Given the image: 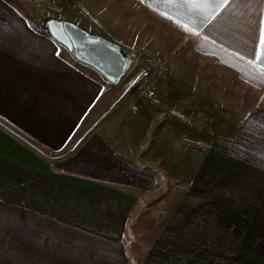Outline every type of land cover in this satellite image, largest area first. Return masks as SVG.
<instances>
[{
  "label": "crops",
  "instance_id": "obj_1",
  "mask_svg": "<svg viewBox=\"0 0 264 264\" xmlns=\"http://www.w3.org/2000/svg\"><path fill=\"white\" fill-rule=\"evenodd\" d=\"M35 3L0 0V168L25 177L17 181L32 199L18 207L74 238L71 252L56 254L58 264H264V69L249 63L264 0H232L215 18L175 0L43 3L47 15L65 16L47 22L72 24L151 60L153 73L147 68L141 78L153 76L148 89L172 121L193 113L189 126L201 134L187 142L201 146L190 148L186 185L166 188L132 166L124 138H86L91 128L82 134L115 87L77 63L46 26L37 29ZM203 16L211 22L193 24ZM185 23L199 35L182 30ZM31 146L54 159L75 149L72 158L90 167L54 171L50 162L71 155L50 161ZM144 158L140 152L134 160ZM46 255L37 264H48Z\"/></svg>",
  "mask_w": 264,
  "mask_h": 264
},
{
  "label": "rangeland",
  "instance_id": "obj_2",
  "mask_svg": "<svg viewBox=\"0 0 264 264\" xmlns=\"http://www.w3.org/2000/svg\"><path fill=\"white\" fill-rule=\"evenodd\" d=\"M36 2L38 4L35 3L34 6L35 17L39 20H36L37 29L47 25L49 16L56 20L65 18L57 11H51L50 15H47L44 11L46 6L43 4L45 0H36ZM43 33L47 34L46 31ZM134 55L132 69L115 87L113 95L109 93L103 97L99 112L97 111L88 119L89 122L83 124L81 132L84 135L91 128L86 138L94 135L124 138L131 143L129 152L132 166L144 168L148 179H151L150 182L156 179V183L162 184L164 188L171 183L184 186L188 176L187 158L192 155L191 146L197 148L201 146L188 143L187 137L194 133L201 134V129L189 126L194 125L192 112L181 111L179 118L172 121L170 112L162 111V106L157 103L153 90L148 89L154 86L153 76L148 80H142V77L133 85L147 68H153L152 73L155 69L154 63H149L151 60L144 61V57L139 56L140 53ZM140 59H143V63L139 64ZM145 90L149 92L146 93ZM189 118L191 119L188 120ZM95 123L98 124L93 128ZM27 149L32 150L29 147ZM140 152L146 154V158L141 161L134 160ZM158 154L163 155V158L158 159L160 158ZM72 156L60 162L48 160L46 162L51 163L54 171L66 170L68 173L76 172L77 162L79 172L83 171H80L81 168L90 167L88 160H76ZM38 157L43 159L40 155ZM133 162L140 164L136 166ZM200 163L201 160H195L196 167ZM7 169L9 168H0V264H33L34 262L37 264L38 259L43 257L44 251L47 253L45 258L48 264H58L56 254L59 251L61 254L71 252L75 245L74 238L62 230H55V225L45 222L42 218H37L40 221L37 222L25 208L17 206L28 198L32 199V196L25 185L20 183L25 177L8 174L10 171ZM18 179L20 182L17 181ZM44 245L47 247L45 250H43Z\"/></svg>",
  "mask_w": 264,
  "mask_h": 264
},
{
  "label": "water",
  "instance_id": "obj_3",
  "mask_svg": "<svg viewBox=\"0 0 264 264\" xmlns=\"http://www.w3.org/2000/svg\"><path fill=\"white\" fill-rule=\"evenodd\" d=\"M46 30L51 39L65 48L77 63L95 71L110 86H118L133 67V57L128 55L121 47L103 38L89 35L72 24L62 21H50L46 25ZM143 75V73L139 75L133 85ZM32 148L50 161L63 160L75 150L73 149L66 155L54 159L38 149Z\"/></svg>",
  "mask_w": 264,
  "mask_h": 264
},
{
  "label": "snow or ice",
  "instance_id": "obj_4",
  "mask_svg": "<svg viewBox=\"0 0 264 264\" xmlns=\"http://www.w3.org/2000/svg\"><path fill=\"white\" fill-rule=\"evenodd\" d=\"M142 2L153 3L154 0H142ZM232 0H175V4L180 8L187 10L188 8H204L210 11V15L215 18L216 12L224 5H230ZM157 8L160 7L159 4L155 5ZM165 18L170 19V16ZM208 16H203L199 22L193 20V24H196L197 27L203 26L206 23H210ZM182 30L186 32H194V34L199 35V32L195 29H190L187 23L180 26ZM258 47L254 51V54L249 57V63L257 62L262 69H264V57L260 54V49H264V17L261 18L258 26ZM58 54V53H57ZM264 80V76L261 77Z\"/></svg>",
  "mask_w": 264,
  "mask_h": 264
},
{
  "label": "trees",
  "instance_id": "obj_5",
  "mask_svg": "<svg viewBox=\"0 0 264 264\" xmlns=\"http://www.w3.org/2000/svg\"><path fill=\"white\" fill-rule=\"evenodd\" d=\"M17 162H18V165H21V164H22L23 166H26V165H28V162H29V161H27V160H24V161L21 160V161H17ZM26 162H27V163H26ZM42 166H44V165L42 164Z\"/></svg>",
  "mask_w": 264,
  "mask_h": 264
}]
</instances>
